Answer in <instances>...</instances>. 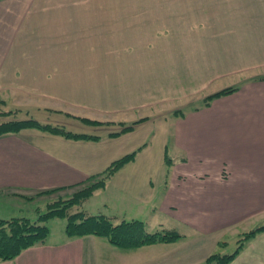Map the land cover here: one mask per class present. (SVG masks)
Wrapping results in <instances>:
<instances>
[{
  "label": "crops",
  "instance_id": "0c3cea01",
  "mask_svg": "<svg viewBox=\"0 0 264 264\" xmlns=\"http://www.w3.org/2000/svg\"><path fill=\"white\" fill-rule=\"evenodd\" d=\"M138 3L0 0V90L49 101L63 93L58 98L81 111L129 118L187 107L166 130L181 155L168 158L167 174H124L122 167L99 192L107 199L83 210L181 237L122 247L95 234L70 237L65 223L58 239L50 231L44 242L0 264H216L208 257L231 254L225 250L240 233L264 225V0H151L149 23ZM128 7L136 9L130 14ZM228 88L235 90L207 99ZM150 117L125 120L122 129ZM27 131L0 136L1 212L109 164L95 154L83 164L48 158L46 136L31 132L36 141ZM52 136L56 151L60 144L88 141ZM117 199L119 209L111 206ZM6 212L0 218L14 217ZM228 264H264V231Z\"/></svg>",
  "mask_w": 264,
  "mask_h": 264
},
{
  "label": "rangeland",
  "instance_id": "374dc122",
  "mask_svg": "<svg viewBox=\"0 0 264 264\" xmlns=\"http://www.w3.org/2000/svg\"><path fill=\"white\" fill-rule=\"evenodd\" d=\"M138 10L142 11V14L144 15L143 22H150V3L151 0H138ZM136 8H129L130 14L133 13L131 10H134ZM129 13V12H128ZM85 43H81L79 50L82 49L83 45ZM85 57V56H84ZM0 93V124L6 123V122H17V121H25V120H35L37 122L50 125V126H56L59 128H63L66 131H71L75 133H83L87 135L97 136L95 138L87 139L88 141H80L79 143H74V145H59L60 150L56 151V145L52 138H55V136L52 135H60L51 133L48 131H39L38 128L34 127H26L22 128L19 131L10 132L6 134H18L22 130L28 129V136L31 138L39 140L38 136L36 135H30L31 132H38V134H41L43 136H46V141H44V148L47 151L48 158H52V155H55V157H64L67 159H73L75 161L80 162V164H83L85 162H88L90 156L95 154L96 156H99L98 159L100 160V157H104L105 160L109 161V164L105 167L103 171H100L98 174H94L90 176L88 179L82 180L77 184H74L72 186L62 185V187H58L52 190L44 191V192H36L34 194H31L30 197H28V201H26V205H23V201H21V206H16L15 204H10L9 208L5 207L3 208L2 215H10L6 212L8 211H14L15 214L14 217H8V219L13 218H27L31 222H36L39 218L40 214H43L44 212H47L49 209L55 207V206H65L66 201L71 200V198L75 197L74 203H68L66 205L67 211L69 213H75L80 212L85 209H89L88 211H93L92 209H95L99 203L103 201V199H107L102 197H99V192H102V188L105 187L107 180L113 176L116 172V174H120L121 171H119L122 167V172L124 174H130V173H137V174H159L164 175L167 174V171L169 167H167V161L168 158H172L174 161H177L179 157H181L179 152H176L173 150V141L171 140V135L167 133L166 130H169V128L174 125V121L177 115V113H180L181 111H185L188 108H184V106H179L177 104L176 106H167L168 108H165L164 110L160 109L159 111L156 110H144L139 111L135 114L134 118H129L130 116H120L119 114H109V113H101L99 111L95 110H84L81 111L78 106H76L73 103H68L61 101V98L64 95L58 94L54 95V97H50V101L48 98H44L42 96H38L34 93H26L25 91L18 90V89H12L9 92ZM55 98V99H54ZM15 99V102L12 100L7 102V100ZM65 99V98H64ZM51 100H53V103H51ZM56 100V101H54ZM50 103V104H49ZM59 105L63 106L65 108L55 109L54 107H47L45 105ZM163 107V106H162ZM172 108H175L176 111H171ZM79 111H81L79 113ZM186 112V111H185ZM89 115V116H86ZM144 116H151L150 120L148 118L139 119L137 122V125L134 127V129L131 131H125L120 132L123 126H126L125 120L130 123L131 121L129 119L135 120L139 117ZM127 118V119H125ZM123 121V122H122ZM125 122V123H124ZM130 125V124H129ZM125 128V127H124ZM123 128V129H124ZM122 129V130H123ZM120 130V131H119ZM47 132V133H46ZM119 132V133H118ZM117 133V134H113ZM3 134V135H6ZM52 134V135H51ZM0 135V136H3ZM48 135V136H47ZM62 136V135H60ZM51 137V138H50ZM65 137V136H63ZM67 138V137H65ZM70 138V137H68ZM167 138L170 139L169 141V148L166 149V140ZM74 139V138H72ZM85 139V138H84ZM77 140V139H75ZM146 145V146H145ZM144 146V147H143ZM135 157L133 159L136 160V163H132L131 161H128L123 166H121L113 175H111L107 180L104 182V186H101L97 188L95 191L86 198H81V191L88 188L91 184H97L102 180V176L110 165H112L116 160L122 158L125 155L135 153ZM134 161V160H133ZM131 162V163H130ZM127 164V165H126ZM103 169V168H95V170ZM119 172V173H118ZM112 193L111 191H109ZM108 192V193H109ZM95 193V194H94ZM94 194V195H93ZM93 195V197H91ZM106 195V191L104 192V196ZM89 200V201H88ZM88 201L90 203L89 206H84V203ZM113 202V201H111ZM109 202L110 204H112ZM117 201H115V204H112L111 206H115L119 209L120 204L123 206L122 203L119 205L116 204ZM5 204H2L4 206ZM13 205L15 206L13 208ZM84 206V207H83ZM19 209H22L20 212ZM89 212V213H90ZM91 214V213H90ZM122 217V216H119ZM3 219V218H1ZM112 221H119V220H112ZM121 221V220H120ZM66 223L65 218H52L49 221H47V225L49 226L51 233V237L53 239H58L59 236H62V229L64 228ZM114 223V222H113ZM118 223V222H115ZM264 226V225H262ZM259 227H255L254 229H250L248 231H244L243 233H240L238 236L237 243L231 242V246L236 247L237 244L239 245V241L245 237L246 234L253 232L252 230H255ZM262 232V231H261ZM261 232H258L255 234V236ZM53 234V235H52ZM61 234V235H60ZM255 236H251L247 241L254 238ZM246 243V242H245ZM229 248L228 250H225L229 253H232L233 248Z\"/></svg>",
  "mask_w": 264,
  "mask_h": 264
},
{
  "label": "trees",
  "instance_id": "16d2710c",
  "mask_svg": "<svg viewBox=\"0 0 264 264\" xmlns=\"http://www.w3.org/2000/svg\"><path fill=\"white\" fill-rule=\"evenodd\" d=\"M233 88H228L214 95L208 96V100L224 93L232 92ZM34 127L43 131H48L55 134H60L65 137L74 139H91L97 136L87 135L83 133H75L66 131L63 128L46 125L35 120H25L17 122H6L0 124V135L19 131L22 128ZM132 126H127L120 132L131 130ZM119 133V132H118ZM117 134V133H113ZM135 153L128 154L116 160L109 168L102 173V180L97 184H91L85 190L81 191V198L90 196L97 188L104 186L105 180L113 175L121 166L128 161L133 160ZM75 197L66 201L65 206H55L47 212L39 215L36 222H31L27 218H0V261L13 259L18 256L24 249L33 246L37 243L44 242L50 233L47 221L52 218L60 217L66 219V232L71 236H84L95 234L107 237L112 243L122 247L140 246L146 243H155L159 241H175L181 237L176 231H158L150 233L146 231L145 224L142 221H123L119 224H114L109 218L104 215H86L84 211L69 213L66 208L68 203H74ZM239 241V245L235 252L231 254H213L208 257V263L215 262L216 264H228L244 247L245 242L256 233L264 231V226H261Z\"/></svg>",
  "mask_w": 264,
  "mask_h": 264
}]
</instances>
